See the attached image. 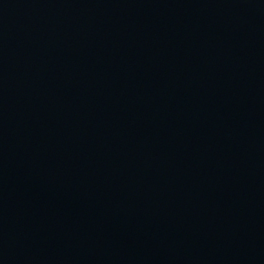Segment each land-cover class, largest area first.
<instances>
[{"label":"water","instance_id":"obj_1","mask_svg":"<svg viewBox=\"0 0 264 264\" xmlns=\"http://www.w3.org/2000/svg\"><path fill=\"white\" fill-rule=\"evenodd\" d=\"M0 264H264V0H0Z\"/></svg>","mask_w":264,"mask_h":264}]
</instances>
